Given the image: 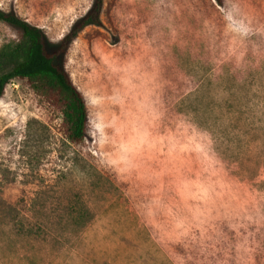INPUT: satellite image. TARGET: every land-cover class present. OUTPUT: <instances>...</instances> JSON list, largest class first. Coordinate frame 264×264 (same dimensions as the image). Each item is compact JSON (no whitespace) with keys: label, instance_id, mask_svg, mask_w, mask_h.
<instances>
[{"label":"rangeland","instance_id":"374dc122","mask_svg":"<svg viewBox=\"0 0 264 264\" xmlns=\"http://www.w3.org/2000/svg\"><path fill=\"white\" fill-rule=\"evenodd\" d=\"M91 2L0 9L52 50ZM224 2L104 0L56 60L87 108L79 142L25 79L4 86L0 264H264V0ZM19 38L0 20V49ZM81 202L93 218L66 235Z\"/></svg>","mask_w":264,"mask_h":264},{"label":"trees","instance_id":"16d2710c","mask_svg":"<svg viewBox=\"0 0 264 264\" xmlns=\"http://www.w3.org/2000/svg\"><path fill=\"white\" fill-rule=\"evenodd\" d=\"M214 2L219 7H225L224 0ZM103 3L104 0H92L88 9L72 22L52 50L46 47L42 28L29 23L11 10L0 9V20L20 31L18 41L6 44L0 49V96L10 80L25 79L31 88L62 110L67 137L71 142H79L86 135L87 108L81 92L72 82L68 72L56 60L85 26L100 23ZM76 210L73 214L58 217L57 224L60 223L61 230L67 231L66 235L76 234L93 218L83 202L77 205ZM23 221L25 220L18 219L17 224L25 228L34 225L25 221L28 225L25 226ZM50 222L51 219L47 217L44 223L45 231Z\"/></svg>","mask_w":264,"mask_h":264}]
</instances>
